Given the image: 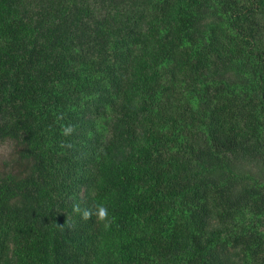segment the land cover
Listing matches in <instances>:
<instances>
[{
    "label": "trees",
    "instance_id": "obj_1",
    "mask_svg": "<svg viewBox=\"0 0 264 264\" xmlns=\"http://www.w3.org/2000/svg\"><path fill=\"white\" fill-rule=\"evenodd\" d=\"M4 142L0 264H264V0H0Z\"/></svg>",
    "mask_w": 264,
    "mask_h": 264
},
{
    "label": "rangeland",
    "instance_id": "obj_2",
    "mask_svg": "<svg viewBox=\"0 0 264 264\" xmlns=\"http://www.w3.org/2000/svg\"><path fill=\"white\" fill-rule=\"evenodd\" d=\"M10 151H11L10 143L8 142H4L2 144L0 143V169L2 168L1 166H3V163L6 160H8Z\"/></svg>",
    "mask_w": 264,
    "mask_h": 264
},
{
    "label": "clouds",
    "instance_id": "obj_3",
    "mask_svg": "<svg viewBox=\"0 0 264 264\" xmlns=\"http://www.w3.org/2000/svg\"><path fill=\"white\" fill-rule=\"evenodd\" d=\"M84 215H85V217H87V216H88V213L85 212ZM97 215H98V217H99L100 219H104V218L107 216V209L104 208V207H99V208H98Z\"/></svg>",
    "mask_w": 264,
    "mask_h": 264
}]
</instances>
